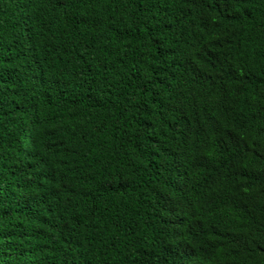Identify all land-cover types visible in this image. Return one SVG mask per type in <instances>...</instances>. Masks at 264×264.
Wrapping results in <instances>:
<instances>
[{"label":"trees","instance_id":"1","mask_svg":"<svg viewBox=\"0 0 264 264\" xmlns=\"http://www.w3.org/2000/svg\"><path fill=\"white\" fill-rule=\"evenodd\" d=\"M0 264H264V0H0Z\"/></svg>","mask_w":264,"mask_h":264}]
</instances>
